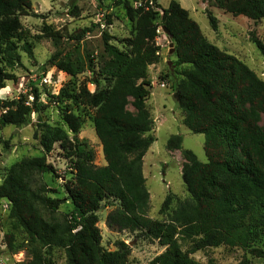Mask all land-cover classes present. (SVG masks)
Returning a JSON list of instances; mask_svg holds the SVG:
<instances>
[{
	"label": "trees",
	"instance_id": "obj_1",
	"mask_svg": "<svg viewBox=\"0 0 264 264\" xmlns=\"http://www.w3.org/2000/svg\"><path fill=\"white\" fill-rule=\"evenodd\" d=\"M132 0H114L123 6L133 23V33L121 42L123 49L111 44L114 39L103 33L104 48L109 56L102 74L110 79L108 88L91 94L86 86L64 87L55 97L59 103L86 104L96 110L95 132L102 144L106 162L94 165V153L87 142L70 140L60 128L39 124L35 139L50 153L60 143L72 152L71 180L64 184L72 210L60 218L47 220L44 212L57 213L65 199L49 197L45 175L59 177L56 168L45 157L26 158L15 163L0 185V199L10 204V218L17 221L31 246L40 245L51 251H65L67 264H130L131 248L117 242L116 250L102 245L98 224L105 206L115 207L107 217L110 230L140 232L166 248L150 264H199L191 256L207 248L227 246L239 248L255 258L264 259V81L244 62L211 43L202 33L189 11L178 1H171L162 10L158 0L133 8ZM221 8L234 16L255 22L264 19V0H219ZM153 3V4H151ZM32 0H0V59L9 67L21 62L19 40L23 31L20 18L41 16L32 11ZM73 15L78 13L74 7ZM206 15L214 31L219 20L212 12ZM108 26L112 25L109 20ZM165 28L174 44L178 73L180 108L184 124L193 134L205 137L207 162L183 150L186 161L182 179L190 200L178 204L171 213L173 198L168 195L160 213L168 220L160 222L149 217L150 193L144 177V158L156 142L152 135L154 121L147 106L152 82L148 69L159 61L156 44L158 30ZM91 29L72 35L81 43ZM47 37L58 42V32L46 30ZM251 41L264 57V43L253 35ZM24 51L32 57L29 44ZM90 59L85 69L83 59L58 52L50 63L60 71L76 77L92 72ZM16 77L0 68V91ZM99 86V81H95ZM34 98L6 101L0 126L21 128L30 123L33 113H40L44 104L36 88ZM133 98L136 114L127 111ZM62 110L65 125L74 134L82 129V121ZM182 136H172L169 151L182 150ZM118 203V207L115 206ZM194 240L184 252L178 237ZM7 246L15 250V238L6 236ZM260 245V246H259ZM42 252L34 249L31 264H46ZM208 264H214L212 262ZM239 264H249L244 257Z\"/></svg>",
	"mask_w": 264,
	"mask_h": 264
},
{
	"label": "rangeland",
	"instance_id": "obj_2",
	"mask_svg": "<svg viewBox=\"0 0 264 264\" xmlns=\"http://www.w3.org/2000/svg\"><path fill=\"white\" fill-rule=\"evenodd\" d=\"M151 0H132L133 8H139L142 3ZM173 0H158L162 10L167 9ZM189 11L191 18L198 23L203 35L214 45L227 53L236 56L252 69L264 81V57L259 52L251 38L256 36L264 43V19L255 22L244 16H234L221 8L219 0H175ZM153 4V3H151ZM32 11L40 15L37 17L20 18L23 31L17 44L21 55V62L15 67H9L0 59V68L16 77L15 81H8L6 88L0 91V119L5 113L3 102L28 98L32 103L31 95L36 88L40 94V101L44 108L40 113H33L30 123L21 128L15 126H0V185L4 181L9 169L17 162L26 158L45 157L52 164L59 177L52 174L45 175L44 181L50 189L49 197L67 198L64 184L71 180L69 170L72 167V152L62 147L60 143L54 146L52 152L47 153L41 146L40 140L35 139L39 124L62 129L70 140L87 142L94 153V165L106 166L103 148L98 139L94 116L96 110L89 105L71 102L59 103L57 97L64 87L86 86L91 94L106 89L110 79L102 74L109 56L105 52L103 33L108 32L114 39L111 44L123 49L122 41L128 39L133 33V23L126 15L123 6H118L114 0H32ZM78 8V13L73 15V8ZM210 11L219 20V30L212 29L206 12ZM111 26L107 25L108 21ZM58 32L61 38L58 42L47 37L46 30ZM91 29L79 44L72 35L77 32ZM25 44L31 46L32 57L24 51ZM156 44L160 47L159 61L148 69V77L152 82L151 97L147 106L151 111L154 121L152 135L156 142L144 158V177L150 193L149 217L153 220L166 222L168 217L160 213L162 204L168 195L173 198L170 213L178 207L179 203L189 201L190 195L182 179V169L186 161L183 150H190L196 154L199 161L206 163L205 137L191 133L184 124V112L176 98L177 89L182 80L175 65V52L167 35L162 28L158 30ZM175 48V46H173ZM61 52L64 56L72 54L74 59L81 57L85 69L90 59L92 72L72 77L50 63L52 56ZM95 81H99L96 86ZM180 98V95H179ZM133 98L128 101L127 111L136 114ZM70 108L72 114L82 121V129L74 135L65 125L62 110ZM261 126L264 128V115ZM182 136V150L169 151L167 144L172 136ZM118 207V203H115ZM115 207L105 206L99 213L98 227L102 235V245L109 251H115L117 242H125L131 248L130 264H150L156 257L166 251L158 240H154L140 232L130 233L110 230L107 226V217ZM72 210L70 201L66 200L57 213L44 212L47 220L60 218ZM10 204L0 199V264H31L32 252H42L46 264H67L65 251L62 249H47L40 245L31 246L23 229L17 221L10 218ZM12 234L15 238V250L7 246L6 236ZM198 239L188 240L178 237V242L184 252L190 251ZM260 246V245H259ZM199 264H239L247 257L249 264H264V259L255 258L239 248L222 246L207 248L191 255Z\"/></svg>",
	"mask_w": 264,
	"mask_h": 264
},
{
	"label": "water",
	"instance_id": "obj_3",
	"mask_svg": "<svg viewBox=\"0 0 264 264\" xmlns=\"http://www.w3.org/2000/svg\"><path fill=\"white\" fill-rule=\"evenodd\" d=\"M162 30H163L164 33L167 35L168 40H169V42H170V45H171V47H172L171 53H174V52H175V50H174V48H173L174 44L171 42V39L169 38V32H168L164 27L162 28ZM176 98H177L178 101L180 100L178 94L176 95Z\"/></svg>",
	"mask_w": 264,
	"mask_h": 264
}]
</instances>
